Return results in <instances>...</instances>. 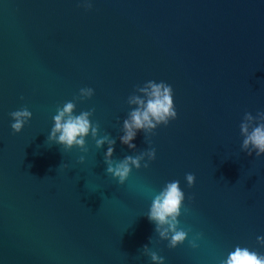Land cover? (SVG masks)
Masks as SVG:
<instances>
[{"label": "water", "instance_id": "obj_1", "mask_svg": "<svg viewBox=\"0 0 264 264\" xmlns=\"http://www.w3.org/2000/svg\"><path fill=\"white\" fill-rule=\"evenodd\" d=\"M89 2L0 0V264H152L145 246L164 264H220L236 246L264 255V154L241 151L239 128L264 111V0ZM150 80L171 85L177 117L129 149L127 100ZM85 87L94 94L74 115L94 109L113 161L155 149L123 184L90 134L87 151L47 142L56 109ZM24 107L14 133L10 113ZM175 180L191 231L169 249L147 213Z\"/></svg>", "mask_w": 264, "mask_h": 264}, {"label": "clouds", "instance_id": "obj_2", "mask_svg": "<svg viewBox=\"0 0 264 264\" xmlns=\"http://www.w3.org/2000/svg\"><path fill=\"white\" fill-rule=\"evenodd\" d=\"M82 6L88 10L92 7L89 0H83ZM139 95L133 94L128 97L129 106L136 107L131 110L127 118L123 120V135L120 136V142L127 145L129 149H135L136 145L132 141L136 138L138 131L145 134L152 133L159 125L167 126L170 120L177 117L175 106L173 103V89L171 85L161 81H148L142 87L135 90ZM94 94L92 88H81L78 97L73 101L64 103L62 107L56 109V115L53 117V127L47 137V142H55L62 145L65 150L77 147L82 151H87L85 147V137L89 134L95 140V146L99 149L107 144V151L104 153V162L107 165L106 174H110L119 184H123L128 178L132 168L139 169L141 161L147 156L148 161L155 159V149L140 151L136 156H125L122 160L113 161L115 139L110 138L109 134L97 139L99 125L93 124L90 117L94 109L82 111L79 115H74L76 108V100H84L91 98ZM14 121L10 127L14 133H19L25 123L31 118L32 113L26 108L10 113ZM240 134L243 137L241 151L248 155L255 153V156L264 154V111H258L255 116L249 112H245L242 122L239 125ZM84 157H80L82 163ZM148 167V163L143 165ZM61 167V165H60ZM67 168V165H63ZM187 185L191 187L194 184L195 176L192 173L185 174ZM191 199V197H189ZM184 192L179 187V181H171L154 195L151 206L147 213V218L155 224V231L158 233L160 240L168 241L169 249L176 248L182 244L187 238L191 229H183L179 227L180 221L178 217L181 215L183 207ZM185 213L189 211L184 208ZM201 234L197 233L193 239L189 240V246L198 247L196 240ZM257 243L264 245V237L257 236ZM143 251L148 255L152 264H164V257L159 256L156 252L150 251L147 246ZM220 264H264V255L259 254L255 250L248 247L236 246L233 251L229 252L226 259H222Z\"/></svg>", "mask_w": 264, "mask_h": 264}]
</instances>
